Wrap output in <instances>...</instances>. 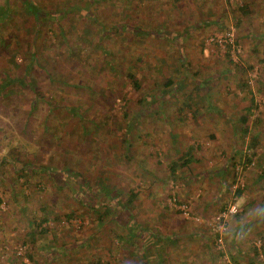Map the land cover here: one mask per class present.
Wrapping results in <instances>:
<instances>
[{"label": "rangeland", "instance_id": "rangeland-1", "mask_svg": "<svg viewBox=\"0 0 264 264\" xmlns=\"http://www.w3.org/2000/svg\"><path fill=\"white\" fill-rule=\"evenodd\" d=\"M90 1L85 5L96 14L87 17L92 25L125 23L145 31L122 30L108 38L128 61L136 58L142 94L128 96L132 108L123 116L122 92H130V85L114 88L116 78L101 75L106 69L95 64L100 52L75 27L50 15L42 19L35 48L40 60L31 67L36 87L0 89V264H264V0ZM35 2L47 10L80 0ZM21 16L19 25L30 28ZM67 17L87 23L77 12ZM60 26L66 40L57 32ZM92 29L91 35L101 31ZM22 47L24 54L13 55L6 42L0 44L10 75L30 59L29 42ZM64 70L70 86L97 87L86 120L57 106L76 103L82 112L87 106L76 90L59 88ZM6 76L0 72V83ZM168 78L172 84L158 98ZM151 88L154 96L147 95L146 111H139L137 99ZM184 95L188 108L181 107ZM251 98L248 133L241 137L233 122ZM47 99L56 104L52 113ZM84 123L91 129L89 145L80 130ZM189 147L191 162L170 173ZM29 159L37 172L25 181L20 167ZM66 167L100 192L97 213L87 194H79L75 177H64L61 187L47 173ZM105 185L120 191L121 202L125 191L136 192L126 224L111 213L98 220L109 204L108 191L100 190ZM70 212L75 217L67 218ZM43 217L46 222L30 229L45 233L28 242V222Z\"/></svg>", "mask_w": 264, "mask_h": 264}, {"label": "trees", "instance_id": "trees-1", "mask_svg": "<svg viewBox=\"0 0 264 264\" xmlns=\"http://www.w3.org/2000/svg\"><path fill=\"white\" fill-rule=\"evenodd\" d=\"M93 1H98V0H91L90 2H93ZM114 1L115 0H110V2L112 3H114ZM53 3H54V0H51V4ZM85 3H86L85 0H80L79 5L73 3L72 6H70L67 9H58L54 6H51L53 9L46 10L41 7H38L36 5L35 0L34 1L32 0L31 1L30 0H0V44L6 42V46L10 47L9 48L11 49L10 53L13 55L24 54L23 49H22L24 41L29 42L30 48H31L30 53H29L30 59L26 62V65L18 64L17 72L13 75L9 74L7 64L4 59V54H0V72L4 71L8 75L0 83V89H3V90L11 89L14 87V84H17L19 88H23V89L28 88L30 90H33L36 87L35 79L31 73L32 65H37L40 60L39 55L35 51L36 50L35 49L36 40L42 37L41 35L42 19L45 18L47 15H50L51 17L55 18L56 22H59V20H61L62 22H65L64 24L69 23L70 27L72 28L75 27L76 34L78 35V37L84 39L85 41L89 39L87 43H89L92 47H96L98 49V51L100 52L99 53L100 58L95 60V64L98 65L99 67L104 66L103 69H106V72L104 71L101 72V75L110 76L109 78H116V80L112 82L114 88H118L120 85H130L131 91L122 92V97H121L123 99H126L125 100L126 102L124 104V109L122 111V115L128 116V113L124 111L126 109L132 108L130 105L131 99H129L128 96H130L131 94H142L143 77L141 73L134 71L136 69V64H135L136 58H132L131 61H128V59L126 58V54L121 50L116 51V49H114L112 44L108 41V38H110V36H112L113 34H118L122 30H125L128 33L135 32V30H137V32H140L142 34L145 31H141L139 27H134V26L132 27L125 23L106 27L103 23L100 25V23H96L97 22L96 21L93 23L94 25H92L90 19H88L87 17H91L92 15H96V14L94 12H90V11L88 12ZM23 8L26 9V13L24 12ZM239 10L241 12H245V7L244 6L239 7ZM72 12H77V16L80 19H83V17L86 18L87 20L85 21H87V23L79 22L80 21L79 19H78V22L72 21L70 17H67V15L71 14ZM21 15L25 16L24 20H27L30 22L31 24L30 28H27V26H24V25L23 26L19 25L20 21L18 22L17 16H19V19H22ZM24 20H21V21H24ZM96 26L100 27L101 31L98 33H95L94 35L93 34L91 35V32H93L92 28H95ZM64 28H65L64 26L58 27L57 32L60 34L63 40H66L67 33ZM2 32L3 33L9 32L10 36L8 38L6 37L4 38V34H2ZM147 32L150 33V31H147ZM30 37H31V40H30ZM234 44H236V41L234 42ZM226 46H227V50H230L231 44L227 43ZM66 51L69 54L73 53L69 44L66 47ZM116 55H118V57ZM227 55H229V51H227ZM101 75L99 76V81L103 80ZM67 79H68L67 72L66 71L64 73L60 72V74L57 77V83H58L59 88L67 90V92H74L76 90L77 91L76 94H78L79 97H83L85 100H87L86 101L87 106L84 109L85 112L80 111L76 103L73 104V106L68 105V104H65V106L64 105H57V106L67 110L71 114V117L77 120L83 121V120L90 118V112L95 108V105L91 104V100H92L91 96L97 91V87L82 85V84L80 85L78 83H73L72 86H70L69 84H67ZM155 84H159V81L155 80L154 85ZM170 84L172 83L170 79L168 78L167 81L163 83V85H161L158 98L163 97L164 94L167 93L168 91L167 89L170 86ZM61 85H64V86H61ZM70 88L72 90H70ZM85 90H87V92H85ZM147 95L148 96L151 95L150 97L154 96V92L152 88L147 91L146 96L144 95V96H141L139 99H137L136 105L139 111H142V110L146 111L145 107L147 103L146 102ZM110 96L112 97V95ZM184 97L185 98L182 103L184 105H182L181 107L188 108L189 106L187 102H189V99L185 95ZM64 100L67 102L68 100L73 101V98H71V96L70 97L66 96ZM250 101H251V104L249 105V107L245 108V111L243 112V114L239 115L237 122H233L234 126H236V129L240 132L241 137L246 136V134L248 133L247 121L252 116V113L250 110L252 106H254L255 104L253 98H251ZM46 106L48 107L49 113L50 112L52 113L53 111L51 110H54V108H56V104L53 101H50L49 99H47L46 101ZM34 110H35V107L32 104L28 110V113H29L28 116ZM253 122L254 123L258 122V119L256 118L253 119ZM87 125L88 124H85V123L83 125H80V130H81V134H83L85 143L89 145L90 142L92 141L89 138V132L91 129ZM128 127L130 128L129 125ZM24 128L26 127L24 126ZM31 132H33V130H31ZM254 145H255V137L251 139L249 148L254 147ZM111 147H115V144L112 145ZM193 151H194L193 147L188 148V151L186 152V154L183 155V158L185 159L181 161L180 165L179 164L177 165L176 162H173L170 165V173L175 174L177 170L176 168L177 167L179 168L181 165L187 166L188 163L191 162L192 158L190 156L193 154ZM244 157L247 163L251 162L250 155L245 154ZM181 158L182 157H180L179 159L181 160ZM36 170L37 168L35 167V164L33 163L31 159H29L20 167L21 173L19 175L22 176L24 180L26 181L29 176L37 172ZM84 170L86 169L84 168ZM47 173L49 174L50 178H52L56 183L60 184L61 187H62V184H67V181L65 180L64 177H66L67 175H71L75 177L77 179V189H78L79 194L81 195L87 194L88 198L90 199L89 203L92 204L90 205V208L94 212L96 213L98 212L97 208L99 205L95 201H96V195L98 194L99 191H97L96 188L94 189L91 188L89 186L88 181L83 176H81L79 172L72 171L70 168L66 167L64 170H59L56 168L55 169L47 168ZM97 178L99 182L106 180V178L104 177L100 178L98 176ZM100 190L101 191L107 190L110 195V198L108 201L109 204L103 205L104 208L106 209L104 213L98 214V220L99 221L104 220L106 217V214L111 213L113 214L112 216L113 220H116L118 223L126 224L127 222H129V219H130L129 209L134 207L135 205V201L137 198L136 192L133 189H128L127 191H125V195H126L125 201L121 202L118 198L120 194L119 190H115L113 187L110 188L109 185H105L103 187L101 186ZM241 192H242V189L240 188L236 189V195H240ZM110 206L112 207L114 211L110 209ZM75 215L76 214L74 212H70V214L66 215V217L71 218V217H75ZM42 222H46V217H43L37 221L32 219L31 221L28 222V228L30 229L32 225H34V223H35V226L38 227ZM45 231H46L45 228H40L39 231H36L34 228L30 229V231L26 234L28 238V242L32 243L38 234L39 235L43 234L45 233ZM141 235L142 234H140V236ZM28 257H32V256L28 255ZM145 264H149V263L146 261Z\"/></svg>", "mask_w": 264, "mask_h": 264}]
</instances>
